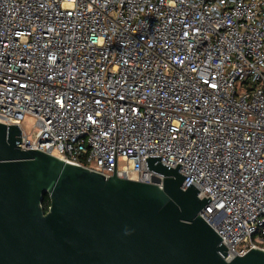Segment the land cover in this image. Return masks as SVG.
Instances as JSON below:
<instances>
[{"label":"built area","instance_id":"obj_1","mask_svg":"<svg viewBox=\"0 0 264 264\" xmlns=\"http://www.w3.org/2000/svg\"><path fill=\"white\" fill-rule=\"evenodd\" d=\"M0 123L106 177L180 163L228 259L264 250V0H0Z\"/></svg>","mask_w":264,"mask_h":264},{"label":"water","instance_id":"obj_2","mask_svg":"<svg viewBox=\"0 0 264 264\" xmlns=\"http://www.w3.org/2000/svg\"><path fill=\"white\" fill-rule=\"evenodd\" d=\"M146 160L162 186L23 149L18 125L0 123V264H264L255 248L228 259L182 164Z\"/></svg>","mask_w":264,"mask_h":264},{"label":"rangeland","instance_id":"obj_3","mask_svg":"<svg viewBox=\"0 0 264 264\" xmlns=\"http://www.w3.org/2000/svg\"><path fill=\"white\" fill-rule=\"evenodd\" d=\"M35 119L33 117H26L23 121V129L24 131L29 135L30 138L33 137V125H34Z\"/></svg>","mask_w":264,"mask_h":264},{"label":"trees","instance_id":"obj_4","mask_svg":"<svg viewBox=\"0 0 264 264\" xmlns=\"http://www.w3.org/2000/svg\"><path fill=\"white\" fill-rule=\"evenodd\" d=\"M50 202H51V200H50L49 194L46 193L44 195V199H43V203H42L45 211H48L49 206H50Z\"/></svg>","mask_w":264,"mask_h":264}]
</instances>
